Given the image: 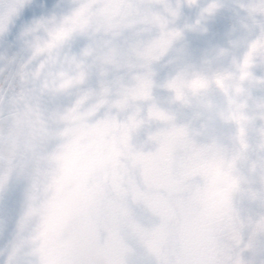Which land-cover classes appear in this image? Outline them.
<instances>
[{"label":"clouds","instance_id":"clouds-1","mask_svg":"<svg viewBox=\"0 0 264 264\" xmlns=\"http://www.w3.org/2000/svg\"><path fill=\"white\" fill-rule=\"evenodd\" d=\"M0 264H264V0H0Z\"/></svg>","mask_w":264,"mask_h":264}]
</instances>
